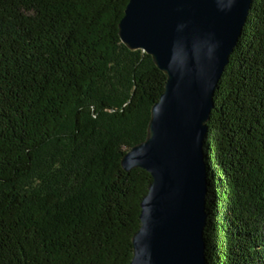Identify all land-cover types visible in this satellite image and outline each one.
I'll use <instances>...</instances> for the list:
<instances>
[{
    "label": "trees",
    "instance_id": "1",
    "mask_svg": "<svg viewBox=\"0 0 264 264\" xmlns=\"http://www.w3.org/2000/svg\"><path fill=\"white\" fill-rule=\"evenodd\" d=\"M128 1L0 0V264H130L151 177L120 161L166 76L121 43ZM206 125V264H264V0Z\"/></svg>",
    "mask_w": 264,
    "mask_h": 264
},
{
    "label": "water",
    "instance_id": "2",
    "mask_svg": "<svg viewBox=\"0 0 264 264\" xmlns=\"http://www.w3.org/2000/svg\"><path fill=\"white\" fill-rule=\"evenodd\" d=\"M252 0H129L121 43L166 76L146 137L121 158L151 177L140 203L130 264H206L204 141L219 79Z\"/></svg>",
    "mask_w": 264,
    "mask_h": 264
}]
</instances>
